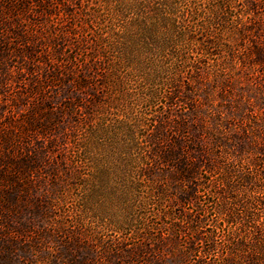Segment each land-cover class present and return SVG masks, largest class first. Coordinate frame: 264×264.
Segmentation results:
<instances>
[{"label": "rangeland", "instance_id": "374dc122", "mask_svg": "<svg viewBox=\"0 0 264 264\" xmlns=\"http://www.w3.org/2000/svg\"><path fill=\"white\" fill-rule=\"evenodd\" d=\"M74 1L1 18L0 264H264V0H180L90 68Z\"/></svg>", "mask_w": 264, "mask_h": 264}, {"label": "trees", "instance_id": "16d2710c", "mask_svg": "<svg viewBox=\"0 0 264 264\" xmlns=\"http://www.w3.org/2000/svg\"><path fill=\"white\" fill-rule=\"evenodd\" d=\"M54 1L55 0H0V29L3 27L1 18H3L5 13L15 14L20 13L18 11H31L33 8L41 15H45L48 19L58 14L57 9H62L65 14L72 15L71 17H79L74 12H70V7H73L75 4L74 0H60L58 7L54 4ZM85 2L89 4L90 7L86 9L82 27H85L87 24L89 25V23L94 25V23L98 22L97 10L92 7L90 0H85ZM215 3H209V5H211V13L213 15L215 14L212 18L213 20L218 19L220 11L231 6L230 0H217ZM179 6L180 0H104L105 8L103 10V15L106 22L105 24H103L102 21L98 22V24L102 26V30L98 33V36H96V42L92 48L84 50V52L86 51L85 66L87 65V68H90V66L97 67L99 62L107 57L106 53L110 49H116V47H118L117 44L121 45L122 43H126L127 40L134 37L139 30L145 35L143 28L145 29L148 27L149 19H156L160 13L163 14L166 23L172 26V30L175 31L180 23L177 14ZM134 24L136 26L135 28L133 26ZM179 31L176 36L177 38L179 36H184L186 33L185 30L182 32V28ZM83 41V45L85 46L86 39ZM4 45H6V42L0 33V53L4 52ZM203 50L204 52L208 51L206 48H203ZM55 76L58 77L59 73L57 72ZM77 81L80 86H85L88 83L87 79L84 77L77 79ZM177 143V148L173 147L171 150L161 154L160 157H162L164 161H172L179 153L180 156H177L179 159V178L192 181L194 176L198 173L199 168L203 165L204 156L207 158H209V156L206 155L205 148L200 141L190 142L187 146L191 149L190 151L196 152L197 156L195 155V157L197 161H189L183 149L185 143ZM206 165L208 169L212 168L211 164L206 163ZM192 195L194 196V194ZM223 210V206L218 209V211ZM192 229L195 232L197 231L195 225H192Z\"/></svg>", "mask_w": 264, "mask_h": 264}]
</instances>
